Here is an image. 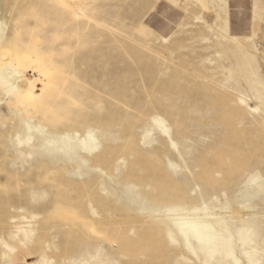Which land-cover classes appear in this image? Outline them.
Returning a JSON list of instances; mask_svg holds the SVG:
<instances>
[{"label":"rangeland","instance_id":"374dc122","mask_svg":"<svg viewBox=\"0 0 264 264\" xmlns=\"http://www.w3.org/2000/svg\"><path fill=\"white\" fill-rule=\"evenodd\" d=\"M13 1L0 0V17L3 15L6 22L11 21V14L4 12L1 5L7 9L13 6ZM84 2L94 6L100 18L88 22L86 45L71 54L79 60L77 75L88 91L86 101L82 99L85 101L82 119L91 123L100 136L105 137L107 130V135L125 143L129 139L138 141L144 131L153 128L152 118L159 116L172 129L178 149L183 151L186 148L183 160L177 155L166 154L169 157L164 159L161 171L150 161H143L139 168L145 170V174H139L138 168L128 164L115 185L107 179L109 187L115 186L120 207H131L137 215L136 220L143 216L144 207H158L155 210L162 217L158 220L168 222L175 230L177 217L169 212L170 205L158 202L157 197L160 190L173 191L174 186L172 188L168 183L178 184L195 206L216 214L220 213L217 198L221 200L228 195L242 203L248 201L249 209L259 217L258 235L263 242L264 145L257 144L247 151L243 149L241 157L245 164L230 188H224L221 193L207 188L200 164L204 159L212 161L219 153L228 150V130L221 117L220 97L224 93L245 98L250 107L260 109L259 113L247 114L243 125L248 132L260 130L264 116V0ZM53 31L52 27H46L45 35L51 38ZM209 72L216 74L223 87L212 86L204 79ZM0 107H3L0 109V252H6L1 232L11 217L9 212L1 210L10 206L8 199L11 197L12 205L19 207L21 213L29 218L36 216V221L42 224L35 225L58 246V250L48 252L56 258L50 264H108L106 260L110 264H124L114 246L116 240H110V226H97L99 234L95 235L82 229L85 225L80 222L61 220L60 213L72 205L69 198L80 196L71 191L68 177L35 167L31 174L22 172L16 177L19 167L15 164L22 160L15 161L13 156L16 151L12 132L16 123L7 106ZM185 110L187 130L186 136L180 140L174 122L178 112ZM42 119L37 115L34 123L47 126L53 133L52 124ZM118 122L122 123V129L117 128ZM152 134L153 140L158 141V132ZM232 145L237 149L240 143L235 141ZM151 146L141 148V152L153 154L154 147ZM168 159L182 167L178 175L169 168ZM69 172L73 174L72 179H76L77 173L73 169ZM129 174L137 177L130 179L126 176ZM12 176L15 177L11 179ZM87 176V180L91 179L90 174ZM42 188L46 189L44 196L37 198L36 202H26L31 191ZM110 198L115 200L113 196ZM230 223L239 245V225ZM185 254L191 257L187 252ZM18 255L19 264L40 262L31 248ZM199 255L203 258L201 253Z\"/></svg>","mask_w":264,"mask_h":264},{"label":"bare ground","instance_id":"6f19581e","mask_svg":"<svg viewBox=\"0 0 264 264\" xmlns=\"http://www.w3.org/2000/svg\"><path fill=\"white\" fill-rule=\"evenodd\" d=\"M13 6L5 9L1 5L4 12L11 14V21L6 22L3 15L0 17V106H7L16 123L12 132L16 151L13 156L15 161L22 159L15 164L19 167L16 177L22 172L31 174L34 167L68 177L71 191L80 196L69 198L72 205L60 213L61 220L80 222L85 225L82 229L95 235L99 234L97 226H110V240H116L114 246L124 264H264V241L261 242L258 235L259 217L249 209L248 201L242 203L224 195L221 200L217 198L220 213L216 214L195 206L178 184L170 182L173 191L160 190L157 197L158 202L170 205L169 212L177 217L175 230L168 222L158 220L162 218L155 210L158 207H144L143 220H136L137 215L131 207H120L115 186L109 187L107 179L115 185L128 164L143 175L146 171L139 168L143 161H150L161 171L164 159L169 157L166 154L177 155L183 160L186 148L178 149L172 129L159 116L152 118L153 128L144 131L138 141L129 139L125 143L107 135V130L105 137L100 136L91 123L82 119L88 91L77 75L79 60L71 54L86 45L88 22L100 18L94 6L84 0H14ZM46 27L54 29L51 38L45 35ZM209 73L204 79L212 86H221L216 74ZM220 98L221 117L228 130V150L212 161L204 159L200 167L207 188L221 193L224 188H230L245 164L241 157L243 149L247 151L257 144L264 145V116L260 130L248 132L243 128L246 115L259 113L260 109L250 107L242 97L224 93ZM186 112H178L174 122L180 140L186 136ZM37 115L52 124L53 133L47 126L34 123ZM117 128L122 129V123L118 122ZM154 131L158 132V141L153 140ZM235 141L240 143L237 149L232 148ZM150 146L154 147L153 154L144 155L141 148ZM167 161L169 168L178 175L182 167L171 159ZM71 169L77 173L74 180L69 172ZM126 176L137 177L134 174ZM45 194V188L33 190L26 202H36ZM111 196L115 200L111 201ZM12 203L9 197L10 206L1 210L9 212L11 217L1 232L6 252H0V264H19L18 253L29 248L39 256V264L56 260L48 252L58 250V246L35 225L42 223L36 221V216L27 217ZM230 222L237 223L241 230L239 245ZM104 255L106 257L107 253ZM106 263L110 264L109 260Z\"/></svg>","mask_w":264,"mask_h":264}]
</instances>
